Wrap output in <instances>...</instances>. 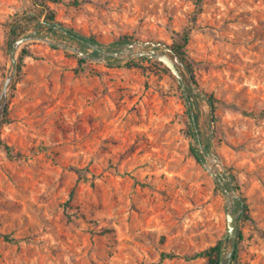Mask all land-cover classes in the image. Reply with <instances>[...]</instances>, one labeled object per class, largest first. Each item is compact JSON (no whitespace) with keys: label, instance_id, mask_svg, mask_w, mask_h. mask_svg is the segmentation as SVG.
<instances>
[{"label":"rangeland","instance_id":"obj_1","mask_svg":"<svg viewBox=\"0 0 264 264\" xmlns=\"http://www.w3.org/2000/svg\"><path fill=\"white\" fill-rule=\"evenodd\" d=\"M50 5L63 26L111 52L43 26L21 48L0 129V264H209L197 254L221 240L230 248L229 197L214 171L246 200L232 264H264V0ZM41 8L0 0V97L11 23ZM187 29L195 80L215 97L213 123L208 100L185 92L166 64L116 52L136 40L171 46Z\"/></svg>","mask_w":264,"mask_h":264},{"label":"water","instance_id":"obj_2","mask_svg":"<svg viewBox=\"0 0 264 264\" xmlns=\"http://www.w3.org/2000/svg\"><path fill=\"white\" fill-rule=\"evenodd\" d=\"M41 23L42 22H40L39 25L35 26L31 32L17 38L12 45L10 56L11 67L0 97V129L2 127L4 116L8 109L11 89L14 85L15 77L18 70L19 52L27 42L37 37V32ZM62 29L64 30V32H67L66 28L62 27ZM46 39L52 42L49 38ZM52 43H55L59 46H67L77 51L86 58H100L99 56H94L90 54L83 47L77 46L67 41L60 40ZM92 46L103 55H108L111 52L107 49L108 46L103 43L92 44ZM116 52L118 54L125 55L129 59H133L136 57H150L166 64L175 74L177 80L182 84V88L185 92L191 89L194 93L199 94L206 100H208V102L210 103L211 121L212 123L215 121L214 102L212 97L207 92L199 89L192 70L184 61V59L169 44L163 41L136 40L122 44L121 46H119V49H117ZM191 116L194 125L198 129V125L196 122V113L194 112V110L191 111ZM213 173L215 175V178L219 180V182L223 185L224 190L229 197V211L227 214L228 230L225 235V239L228 240L230 248L222 255L220 264H232L233 254L236 251L242 236L241 220L244 215V206L246 204V200L237 192L233 177H227L222 171H214ZM237 201H240L242 205V208L240 210H238L236 207Z\"/></svg>","mask_w":264,"mask_h":264},{"label":"trees","instance_id":"obj_3","mask_svg":"<svg viewBox=\"0 0 264 264\" xmlns=\"http://www.w3.org/2000/svg\"><path fill=\"white\" fill-rule=\"evenodd\" d=\"M52 1H57V0H36V2L42 6L40 11H37V12L36 11H25L23 13L16 15L15 19L11 23V30H10V39H11L12 44L18 37H20V35L23 32L28 30L31 23L39 22L44 15H45L44 17L45 20L42 21V24L40 25L41 27L42 26L48 27L49 30L51 31H57L58 29L63 30L62 27H64L67 29V32L65 33L68 34L69 36H72V38L77 40V42L81 44L83 47L99 43V41L97 40L95 36L84 35L80 32L75 31L72 28L63 26L62 22L57 19L55 9L52 8L50 5V2ZM190 33H191V30H188V29L177 32L174 36V40L171 46L184 59V61L187 63V65L190 67V69L194 73L193 67L191 65V62L189 61L187 50H186V47L191 38ZM124 38L127 39V37H124ZM26 53H28V49L23 48L21 55L24 56ZM143 59H150V58L143 57ZM82 60L84 61L85 59L82 58ZM154 61L158 64L164 65V63L159 60H154ZM138 63L139 62L137 60H133L130 62V64H134V65H138ZM164 66H165V69H167L168 71L171 70L168 66L166 65ZM211 97L215 102V97L213 95H211ZM241 111L244 113H249L244 108H241ZM6 149L10 155L14 154V149L12 146L6 145ZM193 153L198 161H204L205 156H206L205 153H202L199 150L194 149V148H193ZM6 238L9 239V236L7 235ZM224 245H225V241L221 240L215 245H212L204 249L203 251L199 252L197 255L207 257L209 264H220L222 255L224 254ZM235 252L233 254V257H235ZM162 256L172 258V257H176L177 254L174 252H164Z\"/></svg>","mask_w":264,"mask_h":264}]
</instances>
